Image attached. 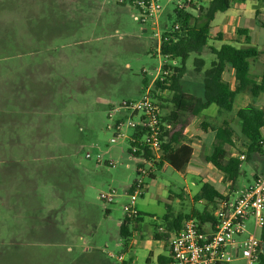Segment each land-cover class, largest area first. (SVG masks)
<instances>
[{
  "label": "rangeland",
  "instance_id": "1",
  "mask_svg": "<svg viewBox=\"0 0 264 264\" xmlns=\"http://www.w3.org/2000/svg\"><path fill=\"white\" fill-rule=\"evenodd\" d=\"M208 1L163 0L156 27L140 23L129 1L0 0V264H114L111 251L133 256L136 264H154L167 243L165 237H154V231L165 228L166 213L176 217L204 208L194 197L200 186L192 184L199 181L200 169L191 164L185 173L170 165L157 167L132 154L131 114L118 108L147 88L155 90L164 62L159 36L169 29L167 14L176 3L188 7ZM222 14L212 21L213 28ZM194 56L181 83L202 95ZM204 56L208 66L213 54ZM164 95L163 113L172 107V91ZM196 127L205 131L202 122ZM238 139L241 155L245 147ZM202 156L199 152L201 162L206 160ZM111 161L115 166L108 165ZM257 162L264 166V156L243 162L236 189L252 179ZM139 164L153 167L155 178L138 173ZM138 178L145 187L136 200L142 225L135 231L141 237L133 236L127 250L119 229ZM110 187L117 195L108 204L100 193ZM138 222L129 223L130 228ZM247 222L252 230L253 218Z\"/></svg>",
  "mask_w": 264,
  "mask_h": 264
},
{
  "label": "trees",
  "instance_id": "2",
  "mask_svg": "<svg viewBox=\"0 0 264 264\" xmlns=\"http://www.w3.org/2000/svg\"><path fill=\"white\" fill-rule=\"evenodd\" d=\"M235 0H209L207 5L200 3L198 6L179 7L176 5L172 12L167 14L168 21L171 23L169 29L165 30L159 53L164 58V69H170L171 73L164 79L157 78L156 88L152 91L157 99L160 109L165 107V90L172 91L170 101L172 107L170 111L163 113L161 109L162 122L169 124L170 127L163 125L162 147L163 154L158 161H155L157 167L168 164L174 169L184 172L194 153V146L186 141L185 129L190 120L211 104L231 111L234 108L236 97L243 91L249 92L253 97L258 96L264 91V70L261 74V80H257V75L251 72V60L258 59L264 52L257 45L252 43L250 29L247 27H238L237 33L240 37L244 36V41L240 44L224 42L220 47L209 43L211 38L210 31L212 21L217 12L229 9ZM264 7V0H256L254 4L255 17L258 24L264 28V20L261 19V9ZM176 24L178 27H176ZM206 52L213 54V58L207 65V59L204 56ZM192 54L194 71L202 75L203 94L196 95L186 91L181 83L182 78L188 71L187 61ZM168 60H179L178 64L168 63ZM227 66H231L235 73L236 85L231 88L229 82L224 79L223 73ZM147 83V81H146ZM237 116L241 120V134L245 138L243 141L244 158L232 155L228 145H234L235 130L228 121L218 127H214L215 140L211 154L205 157L217 169L227 174V179L232 186L236 183L242 173V164L244 161H252L264 156V109L249 103L237 110ZM205 129L208 124L203 122ZM140 128H135L131 138L140 139L143 136ZM131 146L129 151L137 156H143L148 160L154 157L150 148L145 147L144 152L132 151L133 141L130 139ZM141 165H138L140 173ZM150 177H154L151 172ZM132 191V187L130 188ZM228 193L222 192L212 183L205 181L201 188L195 193L197 201L206 199L208 203L204 208H193L188 214H178L172 217L166 213L164 216L165 228L161 231H154V237L168 240L175 231L182 226L186 218H196L200 222L205 220L215 221L213 214L214 207L220 199L228 197ZM210 205L212 209H210ZM141 213V212H140ZM137 220L142 221L141 214ZM132 223L129 216L125 215L120 223L119 234L124 244H128L133 237L135 227L129 226ZM264 239V227L262 230ZM150 258L147 259L149 261ZM158 260L163 263L167 260L165 253L158 255ZM259 264H264V250L260 252Z\"/></svg>",
  "mask_w": 264,
  "mask_h": 264
},
{
  "label": "built area",
  "instance_id": "3",
  "mask_svg": "<svg viewBox=\"0 0 264 264\" xmlns=\"http://www.w3.org/2000/svg\"><path fill=\"white\" fill-rule=\"evenodd\" d=\"M121 1L131 3L137 10L135 18L140 23L151 22L156 27L159 25V17L165 7L163 0ZM176 5L182 7L184 3L179 2ZM158 33L157 31L156 34ZM161 39L162 36H159L158 49ZM164 64L165 61L158 67L156 78L164 79L171 73L170 69L163 68ZM118 110L129 112V125L133 129L140 128L144 133L140 139L130 137L133 141L132 151L144 152L145 147L150 148L154 157L147 161H158L163 154L162 126L170 125L162 122L160 106L150 88L137 99L124 100ZM120 125L118 122L117 127L120 128ZM86 156L92 157L91 152L87 151ZM237 156L244 158V154ZM98 161H101L100 156ZM108 165L115 166V162L111 161ZM145 172L141 167L140 173ZM131 187L130 201L124 205V211L132 222H136L140 215L136 200L145 192L144 182L138 178ZM116 195L117 190L114 187L100 193L101 199L108 204L114 202ZM213 214L215 221L200 222L193 217L184 219L181 228L167 240L164 252L167 260L160 263L157 258L154 264H230L237 261H242V264H259L260 252L264 250V171L237 195L220 199ZM250 217L253 218L252 230L248 229L247 224ZM163 229L160 227V230ZM109 255L116 257L117 264H127L125 253L116 254L111 251Z\"/></svg>",
  "mask_w": 264,
  "mask_h": 264
},
{
  "label": "crops",
  "instance_id": "4",
  "mask_svg": "<svg viewBox=\"0 0 264 264\" xmlns=\"http://www.w3.org/2000/svg\"><path fill=\"white\" fill-rule=\"evenodd\" d=\"M255 2L256 0H235L233 1L229 9H227L226 11L217 12L216 15L218 13H223V14L219 18L216 26L214 27L217 28V30H213L214 28L212 26L210 31L211 38L213 37L216 38V41L214 43H210V42L209 43L216 47H220L221 44L224 42H231L240 45L242 41H244L245 39V37L242 36L240 37L241 41H238L239 35L237 33V28L240 26V27L249 28L250 34L252 36V43L256 45L261 44L263 48L262 50H264V30H260L261 29L260 27L262 26L258 24V21L255 17V8H254ZM263 16H264V7L261 9V13H260L261 19L264 18ZM240 21L242 22V25H239ZM263 55L264 52L258 59L254 60V64H253L252 72L254 73V69H257L259 71L258 74L254 73L258 77L257 78L258 81L261 80V74L264 70ZM223 77L229 82V85L232 89L235 88L236 85L235 73L231 66H227L226 70L223 73ZM249 103H253L256 106L264 109V91H262L258 96H256L255 100L254 97L249 92L243 91L237 95L233 110L231 111L224 110L215 104H211L190 120V122L188 123L185 129V134H186V141L190 142L194 146V153L184 172L187 173L189 171L190 169L189 167L191 164H193V167H198L200 169L197 173V177H199V181L197 179H193L192 184L198 182L199 184L198 186H200L201 188L203 182L208 181L213 185H215L216 188H218L222 192L228 193V195H237L243 189H245L257 175H259L264 171V166H259L257 162L256 170L253 173L252 179L247 184L242 186L240 189H236L235 186L236 183L232 186L231 182L227 179V174L224 171L217 169L210 162H207L206 160L201 162L198 158L199 152H202L203 158L212 153L214 147L215 132H216L214 130V127H218L226 121H228L232 127L234 126L233 128L235 130L234 145L233 146L228 145L227 147L232 152V155L234 156L238 155L237 153V143L239 140L238 138L242 139L243 141H245V138L241 134V120L237 116L236 112L238 109H240L243 106H246ZM215 118H217L219 121L218 125L210 124V120ZM200 122L202 123L205 122L208 124V128L205 129V131H202L201 129L196 127L197 124ZM193 134L200 137V139L198 140L193 139L192 138ZM139 165H141V167L144 168V165L142 164ZM167 165L168 164H164V166ZM152 169L153 167L148 170L145 169L146 170L145 173L147 174L151 173ZM153 178H155V174ZM221 184H224L225 187H222ZM228 184H230L231 186H229ZM199 189L196 192H198ZM199 202H202L204 204L208 203L206 199H202ZM141 225L142 223L138 222L135 225V228L139 230L141 228ZM133 236L141 237L136 231ZM132 243L133 240L130 239L128 244L123 243V245L125 249L129 250L133 247ZM165 250L166 249H164V252ZM158 255L156 256L155 261L157 260ZM152 257L153 255H150L147 257V259L150 258L151 260ZM133 260H134L133 256L126 258L127 264H136V261L134 262ZM114 264H117V262H115Z\"/></svg>",
  "mask_w": 264,
  "mask_h": 264
}]
</instances>
